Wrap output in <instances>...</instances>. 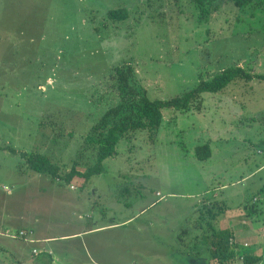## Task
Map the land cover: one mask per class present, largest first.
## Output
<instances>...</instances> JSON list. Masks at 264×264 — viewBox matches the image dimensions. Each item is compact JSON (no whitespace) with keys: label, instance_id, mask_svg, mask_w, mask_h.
<instances>
[{"label":"rangeland","instance_id":"obj_1","mask_svg":"<svg viewBox=\"0 0 264 264\" xmlns=\"http://www.w3.org/2000/svg\"><path fill=\"white\" fill-rule=\"evenodd\" d=\"M222 2L208 12L193 0H0V209L10 201L25 207L47 187L80 197L87 216L108 212V201L116 222L133 218L119 230L124 264H174L178 247L156 256L150 237L156 227L188 221L181 238L184 250L193 249L198 224L219 227L207 216L218 210L198 201L221 185L218 205L261 208L253 199L264 188V80L203 94L200 110L165 108L155 137L142 131L122 139L104 163L108 172L87 184L77 179L76 190L33 173L20 154H47L62 173L77 161L85 172L94 162L86 148L97 144L87 135L117 103V67L131 66L134 84L152 101L182 96L232 67L264 77V0L244 9ZM121 8L126 21L108 17ZM205 145L212 158L201 162L196 148ZM245 211L249 225H264L263 214ZM234 254L244 258L246 249Z\"/></svg>","mask_w":264,"mask_h":264},{"label":"crops","instance_id":"obj_2","mask_svg":"<svg viewBox=\"0 0 264 264\" xmlns=\"http://www.w3.org/2000/svg\"><path fill=\"white\" fill-rule=\"evenodd\" d=\"M262 169L264 166L259 171ZM77 179L69 183L71 187H74V189L70 187L71 190H76ZM57 183L62 184L61 181ZM47 188L32 196L31 203L25 207H22L20 202L10 201L0 209V264H124L119 255V253L124 254V251L122 253L119 248V230L128 227L133 218L122 223L116 222L112 217V213L116 212L114 204L104 200L102 201L105 207H108V212L102 210L98 215L97 213L84 215L80 197L60 190L50 191ZM225 188L226 186L221 185L216 190L218 192L213 193L210 198L198 201L203 210L218 205V200L226 191ZM157 196L161 198L157 203L161 202L163 197L159 193ZM253 200L257 203L264 201V194L260 193ZM155 206L156 203H152L145 210ZM225 206L222 203L221 207L225 208ZM244 206L240 204L223 209L217 219L218 228H214L212 222L209 225V221H206L205 228L208 232L206 238L201 234L206 229L199 228L201 226L198 224L197 234L193 238V249L187 247L184 250L181 238L188 221L185 224L181 221L179 229L171 223V226L167 223L164 229L161 226L156 227V235L153 238L150 237L149 244L156 256H161L164 248L177 246L178 251L172 255L174 264H214L216 261L213 260L215 253L213 246L218 237L212 235L215 231H225L228 234L226 240L230 239L234 253L238 248L244 247L246 254L243 256L244 261H241L242 257L233 254V257L222 260L220 263L234 258L236 261H230L233 264H264V225H258V227L249 225ZM256 210H260V212H254L256 215L264 216V205ZM165 229H168V234H162V230L166 231ZM21 231L33 232V236L29 240L12 237ZM166 236L167 240H165ZM169 243H171L170 246ZM245 256L250 257L249 262L245 261ZM132 264H138V262L133 261Z\"/></svg>","mask_w":264,"mask_h":264},{"label":"trees","instance_id":"obj_3","mask_svg":"<svg viewBox=\"0 0 264 264\" xmlns=\"http://www.w3.org/2000/svg\"><path fill=\"white\" fill-rule=\"evenodd\" d=\"M223 0H193L201 8H207V10L217 12ZM233 5L239 9H244L256 1L261 0H229ZM260 6V4H259ZM108 17L113 21H126L129 17L127 9L110 10ZM135 72L131 66H122L115 69V93L117 96V103L101 116L99 121L93 126L91 132L87 135L92 139L95 145L89 146L87 150L92 151V160L94 162H87L85 172L79 171L80 163L75 161L67 173H62L61 166L54 162L47 154L40 152L32 153H20L27 168L33 173L47 176L52 182L61 181L62 183L69 184L77 178L84 181L85 184L90 182L94 176L102 175L106 172L104 162L107 159L117 156V149L122 139L128 138L132 141L138 132L148 131L151 137H155L159 131L165 108H172L180 111H189L191 109L200 110L203 105V94L206 93H219L225 90L229 85L239 80L252 81L254 79L264 80V77L252 75L241 67H232L222 71L216 75L211 81L201 80L200 83L189 92L182 96H177L171 100L152 101L149 99L147 92L141 88H137L134 84ZM86 137V138H87ZM11 153L17 154L16 150L9 148ZM85 153V152H84ZM83 156V150L79 154L81 158ZM89 157V156H88ZM212 157V151L208 145L196 148V158L205 162ZM264 194V188L261 191ZM263 205H264V201ZM261 202V203H262ZM260 203V202H258ZM227 206H225L226 208ZM245 210L248 209L249 216L252 212H256V207L250 208L244 206ZM211 209L218 210V214L211 211H207V215L210 216V220L217 221L221 211L225 209L221 205H215L210 207ZM207 209V208H205ZM260 212V210H258ZM257 211V212H258ZM211 221H209L210 225ZM204 225V227H203ZM201 224L199 228H205L206 222ZM216 228V227H214ZM207 230V229H206ZM201 234L207 237L205 232ZM208 234V232H206ZM227 232L215 231L212 236H217L218 240L214 243L215 253L213 254V260L220 263L222 260H226L233 256V246L230 243V239L226 240ZM210 238V237H209ZM226 240V241H225ZM245 261L249 262L250 257L245 256Z\"/></svg>","mask_w":264,"mask_h":264},{"label":"built area","instance_id":"obj_4","mask_svg":"<svg viewBox=\"0 0 264 264\" xmlns=\"http://www.w3.org/2000/svg\"><path fill=\"white\" fill-rule=\"evenodd\" d=\"M58 182H60L58 180ZM71 189H74V187L72 186ZM4 190L6 192H9L11 191L9 188L5 187ZM33 236V232H24V231H21L18 235H15V236H12L14 239H19V238H22L24 240H29L30 237ZM243 259V258H242Z\"/></svg>","mask_w":264,"mask_h":264},{"label":"clouds","instance_id":"obj_5","mask_svg":"<svg viewBox=\"0 0 264 264\" xmlns=\"http://www.w3.org/2000/svg\"><path fill=\"white\" fill-rule=\"evenodd\" d=\"M58 182V181H57Z\"/></svg>","mask_w":264,"mask_h":264}]
</instances>
